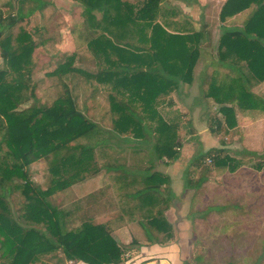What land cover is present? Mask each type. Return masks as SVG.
<instances>
[{"label":"trees","instance_id":"16d2710c","mask_svg":"<svg viewBox=\"0 0 264 264\" xmlns=\"http://www.w3.org/2000/svg\"><path fill=\"white\" fill-rule=\"evenodd\" d=\"M54 1L5 0L0 3V264H34L43 257H63L66 261L83 264H121L128 259L126 254L132 252L131 247L139 245L135 239L129 246L121 245L110 234L113 229L110 222H96L95 209L107 205L103 191L83 196L81 204L69 203L66 208L54 206L49 198L64 196L72 186L98 175L101 167L96 165L94 151L108 145L109 140H115L148 145L150 165L138 170L142 186L132 197L149 205L158 200L166 177L153 171V164L159 160L175 161L179 157L181 139L179 119L162 118L155 107L156 97L175 87L190 73L198 52L193 44V40H197L196 33L188 37L168 32V22L159 23L157 17L173 9L161 6V0H70L82 7L87 48L98 64H103L95 74L88 76L98 82H112L116 94L125 98L117 100L110 96V109L117 117L111 130H102L77 109L70 88L61 80L68 73H84L73 66V52L66 61L60 63L59 60L60 53L67 50L66 41L72 32L64 33L62 41L60 37L55 38L56 35L34 39V34L46 28L45 23L51 17L50 14L46 18L48 10L57 12ZM245 11L248 15L241 26H223L217 41L218 60L244 62L246 72L236 69L238 75L229 82L209 88L207 96L213 98L225 118L223 125L217 124V129L213 130L215 134L236 124L234 109L264 112V97L251 91V81L264 83V0H223L218 19L221 23ZM96 14H100L99 19ZM36 18L43 21V25L35 26ZM19 24L24 26L13 35V29ZM198 28L196 36L205 32V40L210 43L207 26L201 22ZM45 39L54 45L42 68L46 67V76L58 79L60 90L49 105L40 103L31 83L36 64L34 50L39 48L47 54ZM136 43H145L149 54H142ZM70 46L71 51L76 49L74 40ZM134 105L139 106L140 112ZM100 135L104 136L90 144L80 142ZM221 145L226 142L221 140ZM131 150L138 153L140 149L134 146ZM235 156L237 158L229 156L224 148H215L194 156L192 166L209 171L225 164L227 171L234 173L244 164L257 171L264 183V152L245 149ZM247 156L257 160L241 161ZM37 165L46 166L49 179L45 188L30 179L28 169ZM109 165L104 166L105 171L111 167ZM115 169L129 171L123 164ZM185 174L188 171L185 170ZM106 187L107 184L103 189ZM261 189L264 192V187ZM14 193L22 197L18 212L11 209L10 199ZM82 203L85 208H81ZM259 206V210L255 209L260 212L264 203ZM147 219L140 225L149 242L174 238L172 226L161 213L148 215ZM240 229L232 231L234 240L222 239L219 245L197 244L191 261L194 264H241L247 259L238 250L243 236ZM161 235L164 239L160 240ZM255 260L260 264L263 259Z\"/></svg>","mask_w":264,"mask_h":264},{"label":"crops","instance_id":"0c3cea01","mask_svg":"<svg viewBox=\"0 0 264 264\" xmlns=\"http://www.w3.org/2000/svg\"><path fill=\"white\" fill-rule=\"evenodd\" d=\"M222 3L223 0H161L160 2L161 6L166 5L173 9L169 14L162 13L157 17L159 21L168 22V32L187 35L188 37L190 34L196 33L195 39L197 40H193V44L198 52L196 50L197 55L194 58L190 73L186 75L184 80H180L175 87L158 95L156 97L157 105L155 104L157 112L166 121L173 117H186L188 119L184 126L185 139L181 138L179 132L181 146L179 157L175 161L169 163L159 160L153 164L152 170L160 172L166 177L165 183L160 187L158 200L153 205L136 201L137 199L132 197L136 189L142 186L141 183L140 187L132 189L136 186V182H141L139 178L141 176L140 169L135 173L133 171L120 172L119 169H115L118 164H110L111 167L105 171L111 182V184L108 183L107 189L104 188L107 192L105 195L107 205L101 207L95 215V219L96 222H110L113 226H111L113 229L110 234L118 243L125 246L132 241L131 238H124L125 234H123L125 233L123 230L132 225L129 220L133 221L135 216L144 213V217L133 221L134 226L141 230L140 224L148 220V215L161 213L172 226L174 238L164 242L161 240L160 243H157V240L149 242L142 232L144 236L133 238L138 241L139 246L134 247L135 250L126 254L128 259L123 264L130 263V261L136 262L137 259L143 257V254L148 253L144 250H148L150 247L157 248L156 246H161V244L185 243L192 253L195 252L197 244H215L218 239L221 241L227 236L229 237L228 228L232 231L238 230L240 227L242 229L243 224L233 214L240 213L244 205H247L250 210L253 206L252 209L257 208L259 210V205L264 203V194H261L259 190H255V184H257L255 178L256 175L259 176L260 174L257 171L254 172L249 166L243 164L237 169L238 172L234 173H229L225 164L213 167L209 171H205L204 167L196 168L192 166L194 156L215 148H224L229 156L235 158H237L235 155H238L243 148L250 151L264 149V112L262 111H239L234 109L236 124L230 129L222 126L225 128L224 132L229 133L240 129L241 134L245 136V139L241 142L236 138H229L226 145L222 146L220 134L213 132L217 129V124L223 125L225 118L219 112V106L214 103L213 98L207 96L210 91L209 88L215 84L229 82L231 78L238 75L236 69H243L246 72L244 62H235L230 59L218 60L217 41L221 35V28L223 26H241L242 21L248 15V11H245L228 17L220 23L218 14ZM210 5L215 7L217 21L215 28L217 29L212 31V39L208 43L205 40V32L196 35L199 32L198 27L201 22L207 26L204 17L209 13ZM96 18L99 19L100 14H96ZM183 22H187V24H182ZM183 25L185 26L184 29L182 28ZM146 33L149 35L150 31ZM136 45L140 46L139 51L142 54H149L148 50L145 49L147 47H145V43H136ZM190 45L188 42V47ZM133 51L135 52V49ZM251 84H253L251 91L264 97V83L251 81ZM255 86L261 89V94L256 88L254 89ZM212 117L214 120H211ZM181 126L180 130L182 129ZM123 149H128V146L125 145ZM185 170L188 171V174H185ZM102 177L103 175L99 173L93 178L82 181L72 186L69 191L67 190L64 196H71L75 187L77 190H84L83 196L97 191L102 182ZM119 180L123 182L121 185L115 183V181L120 182ZM185 181L187 187H185ZM259 181L262 183L261 180H258V183ZM258 187H264V184H260ZM245 189L248 191H245ZM64 196L62 195L63 198ZM116 197L125 198L132 203L124 206L125 210H120L121 202L116 203ZM163 203L165 204L163 205ZM115 207H118V209H115ZM227 214L231 215L227 216ZM100 217H104L105 220ZM181 229L187 230L185 231L187 232L186 235L181 234ZM154 261L149 256L135 264H152ZM158 264H161L160 261Z\"/></svg>","mask_w":264,"mask_h":264},{"label":"rangeland","instance_id":"374dc122","mask_svg":"<svg viewBox=\"0 0 264 264\" xmlns=\"http://www.w3.org/2000/svg\"><path fill=\"white\" fill-rule=\"evenodd\" d=\"M5 0L0 1L4 2ZM70 1V0H69ZM68 0H55V9L57 10L56 13H51V10H48V13L46 14V18H49L50 14L51 17L48 20V22L45 23L46 28L44 29V32L36 33L34 34V39L44 38L46 36H52L56 35V37H60V41L65 40L64 33H70L72 32V36L69 37V40L66 41L67 50H65V53H60L62 56L59 60L60 63L66 61V58L70 56L73 52V66L80 68L83 70L84 73H68L64 77H61V80L68 85V87L71 90V94L75 100L76 107L78 110L83 112V114L92 122L96 123L100 129L102 130H111L112 128V122L117 117V115L110 109L111 99L110 96H115L116 99H125L121 97L120 95L116 94V92L113 89L112 82L111 83H104V82H98L96 79L89 77L88 75L95 74V72L102 68V65L98 64V61L93 57L89 49L86 45V35L83 33H86L85 28V21L84 17L82 15V7L74 2H69ZM205 22L208 26L209 32L212 35V31L215 28L216 21V11L215 7L210 5L209 13L204 17ZM160 23H163V21H159ZM166 22V21H165ZM167 23V22H166ZM33 24L37 27L40 25H43V21H39V19H35L33 21ZM24 24L17 25L12 33L15 35L18 32L19 27H23ZM169 29V27H167ZM217 33V32H215ZM210 35V38L212 39V36ZM73 37L74 45H76V49L74 51L72 50V46H70L71 42L73 43V40L71 39ZM46 42V48H44V51L47 53L45 54L42 52V49H35L34 50V60L36 62L34 72L32 73L31 77V83L36 88V95L40 100V103L42 104H51V101L57 97V95L60 94L59 86H58V79L50 78L49 76H46L45 68H42V65L48 61L50 53L51 46L54 45V43L51 44L48 39H45ZM70 46V47H69ZM74 48V47H73ZM58 55V57H60ZM2 66V61L0 59V67ZM256 86L254 87V89ZM253 89V90H254ZM256 90L260 93L261 89L256 88ZM263 90V88H262ZM256 91V92H257ZM264 92V91H263ZM261 94V93H260ZM164 104V103H163ZM134 109L137 112H140L139 106L134 105ZM162 110V109H160ZM181 117V116H180ZM180 125H182V129L179 131L181 134V138L185 139L184 133H185V123L187 122L186 117L178 118ZM209 123V122H208ZM240 129H236L234 132H222L220 134L221 140H224L225 142L229 141V138H236L238 141H242L245 139V136L241 134ZM104 135L92 137L91 140H80L82 143H91L94 140L102 137ZM141 144V145H140ZM138 145H135L134 142L128 141V142H121V141H115V140H109L108 145L105 147H97L94 151L95 156V162L97 167L101 171L103 175L102 182L99 185L98 191H103L104 193V199L107 197L105 196L107 194L106 190L103 189L105 186L104 184H111L109 177H107V173H105L104 166L106 164H120L124 165L126 169L129 171H136L138 169L145 168L149 166V153L147 151V144L140 143ZM128 146V149H123L124 146ZM132 147H137L139 150L138 153H134L131 149ZM245 150L244 148L242 151ZM241 151V152H242ZM254 152H264V149H261L259 151ZM257 159L255 157H242L241 161L243 162H255ZM45 165H37V166H31V168L28 169V173L30 176L31 181L40 186L41 188H45L48 185V173L46 171ZM254 174V173H253ZM258 180H260V175L255 178V190H259L261 194H264L263 190L258 187L262 183H258ZM120 181V180H119ZM119 185L123 183L122 181L116 182ZM141 182H136V186L132 189H136L137 187H140ZM104 185V186H103ZM117 185V184H116ZM107 189V187H106ZM84 190H77L75 187L72 191V195L69 197H62L60 194L54 197L49 198L54 206L58 208H66L67 204L73 203V204H81L80 202L83 201V199L86 197H83ZM97 191H94L95 193ZM91 193V194H93ZM11 209L13 212H18L21 208L22 204V197L18 193H14L11 196L10 199ZM101 202V200H100ZM116 203L121 202V208L120 210H125L123 208L124 206H128L130 203H132L130 200H127L125 198L119 197L115 198ZM165 203H163L164 205ZM81 208H85V204L82 203ZM253 208V207H252ZM250 210L247 205H244L242 207V211L240 214L241 216H237L239 221L243 224V227L241 229V232L243 233V236L241 237V244L238 245V250L243 253V256L245 257L244 262H241V264H257L256 258L263 259L260 264H264V208H262V211H256V209ZM115 209H118V207ZM96 212L100 211V207H97L95 209ZM118 212V211H117ZM80 214V213H79ZM116 214V212H115ZM144 213L138 214L134 217L135 221L138 218L144 217ZM130 216V215H129ZM102 220H105L104 217H100ZM80 219V218H79ZM133 221L129 220L130 225L129 228L123 230L124 238H135V237H141L144 236L142 234L143 231L138 229L134 226ZM75 223H78V220L75 221ZM186 229H181V234L186 235L187 232ZM229 237L227 236L226 241L228 239L234 240V235L232 233V229L227 230ZM161 239H164V237L161 235ZM221 241L218 239L217 245H219ZM121 244V243H120ZM125 246H129L128 244ZM157 248L150 247L148 250H144L145 252H148L146 254H143V257H140V259H137L136 262L130 261V263L125 264H135L138 263L143 258H147L151 256L155 261L152 264H158L160 261L161 264H194L192 260V252H190V249L187 244H181L174 243L173 245H158ZM159 247V248H158ZM133 250H135L134 246L131 247ZM137 251V250H136ZM228 254V252H227ZM154 256V257H153ZM252 258V259H250ZM58 259V258H57ZM55 258L46 259L43 257L42 260L35 262L34 264H78L71 261H66L63 259V257H59L57 260ZM123 264V263H122Z\"/></svg>","mask_w":264,"mask_h":264},{"label":"built area","instance_id":"2783aa9c","mask_svg":"<svg viewBox=\"0 0 264 264\" xmlns=\"http://www.w3.org/2000/svg\"><path fill=\"white\" fill-rule=\"evenodd\" d=\"M207 162L209 163V162H210V160H207Z\"/></svg>","mask_w":264,"mask_h":264}]
</instances>
